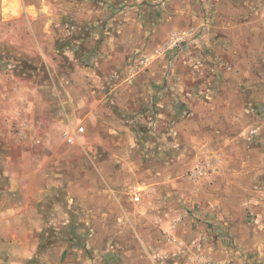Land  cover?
Listing matches in <instances>:
<instances>
[{
    "label": "rangeland",
    "instance_id": "obj_1",
    "mask_svg": "<svg viewBox=\"0 0 264 264\" xmlns=\"http://www.w3.org/2000/svg\"><path fill=\"white\" fill-rule=\"evenodd\" d=\"M22 1L6 17L0 0V214L11 197L24 207L18 220L0 218L3 241L10 223L25 239L33 225L38 239L68 241L79 264H105L112 249L153 264L130 219L170 243L161 224L182 218L191 245L159 264H193L213 245L226 264H264V0ZM122 90L137 95L123 103ZM92 108L100 126L88 125ZM107 166L105 184L97 167ZM142 181L157 196L146 191L144 215L129 216L124 192ZM85 185L110 206L78 202Z\"/></svg>",
    "mask_w": 264,
    "mask_h": 264
},
{
    "label": "crops",
    "instance_id": "obj_2",
    "mask_svg": "<svg viewBox=\"0 0 264 264\" xmlns=\"http://www.w3.org/2000/svg\"><path fill=\"white\" fill-rule=\"evenodd\" d=\"M116 77H119V75H117ZM136 95H137V92H135V90L133 91L128 90L127 92L124 91V93L122 90V96L120 99L123 101V103H126L127 101L128 102L130 101L131 97L134 98ZM89 112L86 114V117H89L87 118L89 127L91 125L100 126L101 123L97 122L94 118L95 109L92 108ZM90 115H93V116H90ZM75 133H76V137L79 138L80 140L79 136H81V134L78 133V131L76 130H75ZM107 143L110 144V142H107ZM196 167H198L197 164L194 165L189 170L188 180L191 182H195L197 181V179L200 178V177L195 178V180L192 181L193 179L192 177H190V172L194 171ZM202 167L203 168L202 169L200 168V173H199V176L201 177L207 173L206 165H203ZM97 169L99 170L106 184L107 182L106 174H108L107 171H109L110 169L108 168V166L104 170L99 167H97ZM193 173L194 175H198L195 171ZM247 174L253 175L252 172H247ZM134 185H133L134 188L130 189L131 191L126 189V191L124 192L126 199L125 198L123 199V197L120 196V194L117 192L116 188L117 187L121 188L120 186H118L117 183H113L111 185V191L113 192L114 195L112 193H110L109 195L112 194L110 197H112L113 199L115 198L116 203L119 205H122L121 199H123V201L124 200L129 201L128 203L131 204V208H128L126 210L127 215L129 216L135 215L136 213L138 215L143 216L145 213L143 207L146 206V203H143L140 208L136 205L138 204V201L140 200V198H142V196L144 200H147L145 199L146 191L150 195L149 202L153 201L155 199V196H157L156 194L158 193L157 192L158 185H156L154 182H147V181L138 182ZM11 186L12 184L9 183L7 184L5 188H11ZM130 186H128V188ZM5 188L4 190L6 191ZM53 188H54V193H55L56 187H53ZM49 189L51 191L52 187L50 188L49 186H45L43 184H39L38 186V191L40 192L47 191ZM77 190L80 192L79 188ZM83 190L85 191V195H83V197H81L82 195L78 196V202L82 200L85 205L94 204L95 201L100 200L101 202L99 204H96L97 206L109 207L111 201L113 200L110 197L105 198L103 194L98 193L93 188H91L90 190L86 185L85 187H83ZM70 192L77 195V193L73 191H70ZM192 194L194 195L195 199H200L202 194H205V193L200 187H196V189H193ZM135 197H139V200H136ZM94 198H95V201L91 203V201ZM216 200L220 201L219 198H215L213 200L214 204L216 203ZM21 208H24L22 202L15 197H11L10 199H7L4 201L2 205V210H1L2 213L0 214V218L1 219L11 218L12 222L14 221V219L18 220L21 217V212H20ZM130 223H131V228H132V232L130 233L132 236L131 238L134 239L136 245L139 248V251H143L142 252L143 255L147 254L150 257V261L153 264L160 263L158 261L159 259L158 256L163 255V253L166 252L165 250L171 251L173 255L177 254V256H181V255H184L185 253L181 251H183L185 247L188 248L189 245H191L189 241H190V238H193V234L191 232L192 229L190 228L186 220L185 222L182 221V218H181V222H179V225L174 224V226H172V219L164 220L161 224L163 229L167 230L169 233V236L173 238L174 240L172 242V239H171L170 243L166 241L165 237L163 239V237L158 234V233H161L160 230H155L156 233H154L153 234L154 236H153L145 232L144 223L138 222L136 219H130ZM11 224L12 223H10V225L6 226L5 228L9 230L10 232V234L8 235L6 234L3 236L6 240L3 241L2 237L0 236V249H1L0 250V264H79L80 263V261L77 260L78 259L77 253L73 249L72 245L70 246L68 241L62 240V238L59 237L58 235L57 236L54 235L52 237H45V233H44L43 235L44 237H42L41 239L40 236L42 234H39L40 239H38L35 236V231H34L35 226L32 225L29 227V231L31 232V235H29L28 238L25 239L21 235L19 237V232L17 231V228H15L14 226H11ZM175 225L178 227L175 228ZM204 226H205V223H204ZM92 233L93 234L92 235L90 234L89 239H93V240L94 239L96 240L106 239L108 242L109 239L112 237L110 233L109 234L108 233L102 234L101 232H97V233L92 232ZM182 233H185V234H182ZM200 238L201 237H198V239L196 240H199ZM164 240L166 244L164 243ZM218 241H219L218 242L219 244L220 240ZM117 242L120 245H123V240H119ZM162 242L163 244H161ZM155 245H158L157 250L152 248ZM160 246L164 248H161ZM211 248H212V252L210 250H208L206 253L202 252L201 256L199 257V260L198 261L192 260L193 262L191 263L193 264L194 263L196 264H226L227 261H232L231 260L232 257H229V254L227 253V251L225 250L222 251L220 249V245H217V247L213 245L211 246ZM131 249L132 250L130 251H132V253H136L135 248L132 247ZM208 249H210L209 246H208ZM127 253H128L127 250L123 251L121 249H112V250L106 251L103 257V262L105 264H131V262H129V260L127 259V255H126ZM1 255H4V258H2ZM167 263L172 264V261L169 260L167 261Z\"/></svg>",
    "mask_w": 264,
    "mask_h": 264
},
{
    "label": "bare ground",
    "instance_id": "obj_3",
    "mask_svg": "<svg viewBox=\"0 0 264 264\" xmlns=\"http://www.w3.org/2000/svg\"><path fill=\"white\" fill-rule=\"evenodd\" d=\"M3 10L6 17H16L25 10V7L22 0H3Z\"/></svg>",
    "mask_w": 264,
    "mask_h": 264
},
{
    "label": "built area",
    "instance_id": "obj_4",
    "mask_svg": "<svg viewBox=\"0 0 264 264\" xmlns=\"http://www.w3.org/2000/svg\"><path fill=\"white\" fill-rule=\"evenodd\" d=\"M177 37L183 39L185 37V34H179L177 36H174L173 39H176ZM142 62H145V60H143ZM80 130L83 131V128H80ZM67 139L69 140V142H73L74 141L73 138L71 136H69V135L67 136ZM135 199L139 200V197H135Z\"/></svg>",
    "mask_w": 264,
    "mask_h": 264
}]
</instances>
